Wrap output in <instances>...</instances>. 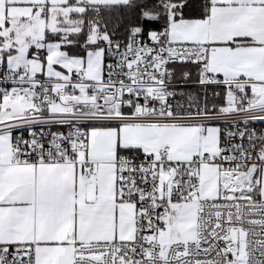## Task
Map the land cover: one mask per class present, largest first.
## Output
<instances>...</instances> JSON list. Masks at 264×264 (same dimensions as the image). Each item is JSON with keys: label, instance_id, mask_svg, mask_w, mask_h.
Returning a JSON list of instances; mask_svg holds the SVG:
<instances>
[{"label": "snow or ice", "instance_id": "1", "mask_svg": "<svg viewBox=\"0 0 264 264\" xmlns=\"http://www.w3.org/2000/svg\"><path fill=\"white\" fill-rule=\"evenodd\" d=\"M0 264H264V0H0Z\"/></svg>", "mask_w": 264, "mask_h": 264}]
</instances>
